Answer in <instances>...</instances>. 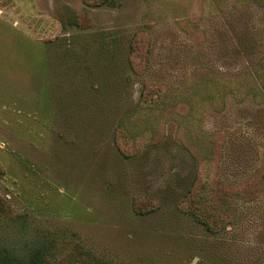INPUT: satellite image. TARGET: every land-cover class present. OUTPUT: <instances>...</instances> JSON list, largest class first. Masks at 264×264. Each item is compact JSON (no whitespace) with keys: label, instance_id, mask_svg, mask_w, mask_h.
Returning a JSON list of instances; mask_svg holds the SVG:
<instances>
[{"label":"rangeland","instance_id":"rangeland-1","mask_svg":"<svg viewBox=\"0 0 264 264\" xmlns=\"http://www.w3.org/2000/svg\"><path fill=\"white\" fill-rule=\"evenodd\" d=\"M93 2L0 0V242L51 264H264V194L238 198L218 234L180 206L198 174L240 183L263 168L264 6ZM136 34L145 72L129 66ZM147 80L170 90L153 109ZM221 137L219 165L216 148L201 163Z\"/></svg>","mask_w":264,"mask_h":264},{"label":"trees","instance_id":"trees-1","mask_svg":"<svg viewBox=\"0 0 264 264\" xmlns=\"http://www.w3.org/2000/svg\"><path fill=\"white\" fill-rule=\"evenodd\" d=\"M252 1L258 2L260 5L264 6V0H238L239 9L248 11L251 8ZM112 0H94L93 3L104 5L111 3ZM218 3H224L225 0H217ZM76 21V22H74ZM71 24H78L77 17L74 19L70 17ZM146 32V31H145ZM140 34H136L132 40L128 53V61L130 69L133 71L136 70V58H140L142 62L143 72L148 69L149 57L151 53V47L149 46L150 42H143L139 39ZM143 48V51L140 49ZM196 72H206V77L211 75H218L217 72L210 70L206 67H199L196 69ZM211 72V73H210ZM205 77V76H204ZM170 90L166 84L157 82L156 80H147L141 89V100L140 105L142 108L153 109L165 103L168 99V94ZM121 128V127H120ZM122 129V130H121ZM117 128L115 132V140L118 142L119 149L123 151L122 146L125 145L129 140L128 134L123 130V128ZM124 139H126L124 141ZM217 145L212 144L210 149V154L200 152L201 163L203 161L211 162V157L215 153L218 160V165L220 162V157L223 154L224 149V138H216ZM218 149L220 150L218 154ZM131 155V154H127ZM264 157V155H263ZM211 159V160H210ZM203 179L199 177V174L195 177L193 184L191 185L188 193L185 195L183 200L180 202V206L184 212L192 215L195 220L204 224L205 227L212 233L218 234L223 231L231 222L234 216V212L238 207V198H243L247 200H254L260 195L264 194V160L263 168L258 171L256 170L249 178L243 180L240 183H231L225 181L219 174V167L217 169L216 178ZM154 200L153 196L149 197ZM156 200V199H155ZM160 206V203L151 208H136V211L139 214L146 215L157 210ZM10 209L6 202L0 196V214H4L8 217ZM14 211L12 210V213ZM0 264H51L46 259L41 258L40 252L35 251L27 259H22L14 256L11 251L4 244L0 242Z\"/></svg>","mask_w":264,"mask_h":264}]
</instances>
